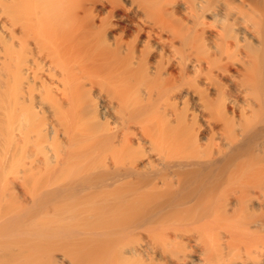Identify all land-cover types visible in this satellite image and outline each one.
<instances>
[{
  "label": "bare ground",
  "instance_id": "obj_1",
  "mask_svg": "<svg viewBox=\"0 0 264 264\" xmlns=\"http://www.w3.org/2000/svg\"><path fill=\"white\" fill-rule=\"evenodd\" d=\"M62 201L88 264H264V0H0V252Z\"/></svg>",
  "mask_w": 264,
  "mask_h": 264
},
{
  "label": "rangeland",
  "instance_id": "obj_2",
  "mask_svg": "<svg viewBox=\"0 0 264 264\" xmlns=\"http://www.w3.org/2000/svg\"><path fill=\"white\" fill-rule=\"evenodd\" d=\"M69 206V202L68 204L63 201L61 202V220L59 223V236L57 238L58 240L56 241V243H51L52 241L49 237L50 232H48V234L44 233V248L47 253V256L45 255L43 257L41 264H88V261L90 260L88 258L90 256L89 251L91 250L93 243L97 244V242H91V240L88 239L91 242L89 243L85 240V237V241L81 240L82 235L79 230L77 231L74 219L69 216L67 208ZM70 218L72 220L68 221L70 220ZM49 253L51 256L49 255ZM59 254L65 255L67 257L66 260L58 258V256H60ZM94 255L95 253H92V257ZM0 264L32 263L29 261L27 262L25 260V257H22L15 252H0Z\"/></svg>",
  "mask_w": 264,
  "mask_h": 264
}]
</instances>
